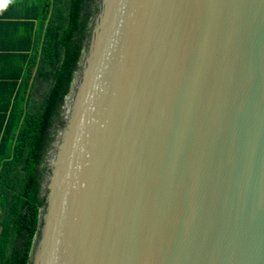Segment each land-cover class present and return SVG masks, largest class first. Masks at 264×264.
I'll return each instance as SVG.
<instances>
[{"label": "water", "instance_id": "obj_1", "mask_svg": "<svg viewBox=\"0 0 264 264\" xmlns=\"http://www.w3.org/2000/svg\"><path fill=\"white\" fill-rule=\"evenodd\" d=\"M26 264H264V0H96Z\"/></svg>", "mask_w": 264, "mask_h": 264}, {"label": "trees", "instance_id": "obj_2", "mask_svg": "<svg viewBox=\"0 0 264 264\" xmlns=\"http://www.w3.org/2000/svg\"><path fill=\"white\" fill-rule=\"evenodd\" d=\"M94 0H0V264H26L46 151L77 69ZM9 51V52H8ZM34 79L44 83L31 97Z\"/></svg>", "mask_w": 264, "mask_h": 264}, {"label": "crops", "instance_id": "obj_3", "mask_svg": "<svg viewBox=\"0 0 264 264\" xmlns=\"http://www.w3.org/2000/svg\"><path fill=\"white\" fill-rule=\"evenodd\" d=\"M9 40H10V37L7 36V35H2L0 34V48L2 45H7L8 46V43H9ZM1 51H4V50H0V53H6V52H1ZM9 52V51H8ZM5 70H3L0 66V81L4 82V81H7L6 79H4L2 76H7L6 74H8L9 72H3ZM0 82V84L2 83ZM44 83L43 82H40L39 79H34L32 81V86H31V97H36L40 91V89H42L44 87ZM0 91H1V88H0Z\"/></svg>", "mask_w": 264, "mask_h": 264}, {"label": "flooded vegetation", "instance_id": "obj_4", "mask_svg": "<svg viewBox=\"0 0 264 264\" xmlns=\"http://www.w3.org/2000/svg\"><path fill=\"white\" fill-rule=\"evenodd\" d=\"M94 1H95V0H94ZM93 3H94V2H93ZM60 115H61V113H60ZM61 119H62V115H61V118H60L59 128H60V126H61V121H62ZM59 128H58V129H59ZM56 132H57V131H55L54 136H55ZM45 162H46V160H45ZM46 167H47V162H46Z\"/></svg>", "mask_w": 264, "mask_h": 264}, {"label": "rangeland", "instance_id": "obj_5", "mask_svg": "<svg viewBox=\"0 0 264 264\" xmlns=\"http://www.w3.org/2000/svg\"><path fill=\"white\" fill-rule=\"evenodd\" d=\"M96 1V0H95ZM95 1H94V3H95Z\"/></svg>", "mask_w": 264, "mask_h": 264}]
</instances>
